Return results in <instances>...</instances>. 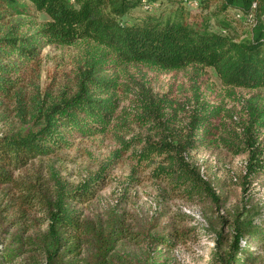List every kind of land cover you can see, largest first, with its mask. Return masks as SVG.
<instances>
[{
  "label": "trees",
  "instance_id": "trees-1",
  "mask_svg": "<svg viewBox=\"0 0 264 264\" xmlns=\"http://www.w3.org/2000/svg\"><path fill=\"white\" fill-rule=\"evenodd\" d=\"M144 1L0 0V100L15 101L19 112L25 114L18 75L36 56V46H74L78 42L98 45L124 63L161 72L212 69L223 85L264 89V0H191L194 11L185 9L184 0H166L173 4L168 15L148 14L132 23L121 21ZM32 11L49 19L39 25L35 37L19 33L20 27L29 23ZM218 16L221 26L214 31L208 21ZM241 17L250 21L245 37L230 33L231 25H237ZM88 60L77 71L78 82L72 93L58 95L41 106L42 112L33 117L38 122L35 128L25 133L0 134V186H15L20 214H25L27 208L45 214L37 225H9L15 218L4 225L0 219V264H116L112 251L119 235L126 231L124 218L114 214L107 223L89 221L77 208L94 197L105 182L103 174L73 188H67L53 170L50 185L45 179L37 184L12 179V173L31 160L71 148L77 138L107 131L115 106L92 91L100 90L106 78L95 68L100 59L93 54ZM151 97L142 99L140 106L152 110L146 121L164 126L168 116L164 109L170 104ZM217 114L200 104L189 115L175 145L160 138L157 150L148 148L146 152L155 150L157 157H163L159 163H167L157 167V178L185 194L206 196L218 207L221 198L185 159L188 151L217 143L221 128ZM246 147V173L239 184L243 195L251 181L264 178V153H259L253 142ZM247 227L232 226L233 240L225 258L218 256L216 264H248L244 262L245 254L242 256L246 247L240 242L247 235H259L264 243V229ZM188 237V232L175 229L166 234H145L143 240L153 250L150 264H166L155 247L156 241L171 248Z\"/></svg>",
  "mask_w": 264,
  "mask_h": 264
},
{
  "label": "rangeland",
  "instance_id": "rangeland-1",
  "mask_svg": "<svg viewBox=\"0 0 264 264\" xmlns=\"http://www.w3.org/2000/svg\"><path fill=\"white\" fill-rule=\"evenodd\" d=\"M144 2L121 21L132 23L148 14L168 15L167 10L173 7L166 0ZM182 4L186 10L195 9L184 1ZM220 17L208 21L212 30L219 31ZM27 19L29 23H24L19 33L29 37H35L39 25L49 20L45 14L34 11ZM249 28L250 21L241 17L237 25H231L230 33L245 37ZM93 54L100 59L95 68L106 83L100 90L92 91L113 101L115 106L107 131L77 138L71 148L31 160L12 173L13 181L37 184L45 179L50 185L53 170L67 188H73L98 173L103 174L105 182L94 197L77 208L82 209L89 221L107 223L114 214L124 218L126 231L119 235L112 251L116 264H150L153 250L143 240L147 233L166 234L169 229L188 232V238L171 248L156 241L155 247L166 264H216L218 256L225 258L233 240L232 226L263 230L264 178L251 181L245 195L239 184L249 157L246 145L253 142L259 153H264V89L223 85L212 69L197 73L191 68L161 72L121 62L93 43L37 45L36 56L25 63L18 75L25 114L19 112L15 101L0 100V134L25 133L35 128L41 106L45 107L58 95L72 93L78 82V69ZM147 96L170 104L164 109L168 114L165 128L146 121L152 110L140 106ZM200 104L218 113L221 128L217 143L188 151L185 159L221 198L218 207L206 196L185 194L157 178V167L167 164L159 163L163 157L155 153L157 143L162 138L175 145L189 115ZM145 145L148 147L144 148ZM148 148L155 150L147 154ZM18 195L14 185L0 186V219L4 225L10 218L15 219L9 225H37L44 212L27 208L25 214H20ZM240 243L246 247L242 251L245 263L264 262V243L259 235L254 238L247 235Z\"/></svg>",
  "mask_w": 264,
  "mask_h": 264
},
{
  "label": "built area",
  "instance_id": "built-area-1",
  "mask_svg": "<svg viewBox=\"0 0 264 264\" xmlns=\"http://www.w3.org/2000/svg\"><path fill=\"white\" fill-rule=\"evenodd\" d=\"M185 3H188L189 5H192L193 2L191 0H184Z\"/></svg>",
  "mask_w": 264,
  "mask_h": 264
}]
</instances>
